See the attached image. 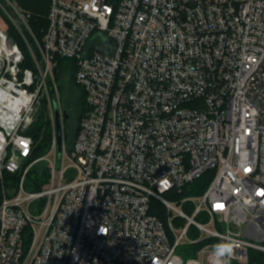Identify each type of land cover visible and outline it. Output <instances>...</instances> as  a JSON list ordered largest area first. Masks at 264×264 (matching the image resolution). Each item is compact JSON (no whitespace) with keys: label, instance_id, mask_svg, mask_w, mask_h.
Instances as JSON below:
<instances>
[{"label":"built area","instance_id":"2783aa9c","mask_svg":"<svg viewBox=\"0 0 264 264\" xmlns=\"http://www.w3.org/2000/svg\"><path fill=\"white\" fill-rule=\"evenodd\" d=\"M0 7L26 46L0 28V264H211L229 237L230 264H259L264 0H50L42 39L13 0ZM98 34L110 50L82 59ZM60 58L76 61L87 106L71 147ZM45 99L53 141L34 157ZM211 169L204 193L182 201L192 215L165 198Z\"/></svg>","mask_w":264,"mask_h":264},{"label":"trees","instance_id":"16d2710c","mask_svg":"<svg viewBox=\"0 0 264 264\" xmlns=\"http://www.w3.org/2000/svg\"><path fill=\"white\" fill-rule=\"evenodd\" d=\"M16 1H18L20 5L24 6L26 9L30 10L33 13V15L31 14V26L37 33H40L41 30H43L44 27H46L48 24L50 0ZM0 19H4V21L10 22L1 7ZM10 31V36L16 39L17 35L15 27H12ZM23 48L25 49V47ZM27 61L28 59H26V62ZM26 62L24 64L25 66H32V64H30L29 62H27V64ZM75 71V60L64 58L58 59V65L55 69V74L56 79H61L63 83V85H59L61 103L63 109L69 115L68 119L65 122L66 141L68 147L72 146L78 131L80 119L87 110L85 93L84 90L75 81ZM66 82L69 83L70 89L65 88ZM29 134L33 137L35 143L34 157H39L46 154L53 141L52 122L48 118L44 117V114L41 113L39 119L35 121L30 128ZM204 176L196 179L193 183L186 186L182 193H192L194 195H200L204 193L209 184L208 181L203 180ZM154 212L160 215V217L164 218V216L160 212H157L156 210ZM258 262L259 264H264V256H261L258 259Z\"/></svg>","mask_w":264,"mask_h":264},{"label":"rangeland","instance_id":"374dc122","mask_svg":"<svg viewBox=\"0 0 264 264\" xmlns=\"http://www.w3.org/2000/svg\"><path fill=\"white\" fill-rule=\"evenodd\" d=\"M13 1H14V3H16L18 5V7L20 9H22V10H24V11H26V12H28V13H30V14L33 15V13L30 10H28L24 6L20 5L18 1H16V0H13ZM17 22H19V21L17 20ZM30 25H31V23H30ZM12 27H15V26L11 22H7V21H4V19H0V28H2L3 30H5V31H7L8 33L11 34L10 29ZM31 28H32V26H31ZM45 28L46 27H44V29ZM44 29L41 30L40 33H37L33 28H32V31H33V34L38 39H42V36H43V33H44ZM15 31H16V29H15ZM16 35H17V37H16L17 41L22 45V47H24L25 45L22 44V39L20 38V36L17 33V31H16ZM27 36L30 39V36L29 35H27ZM25 48H26V46H25ZM27 59H28L27 62H29L30 64H32L29 56H28ZM57 83H58V86L59 85H63L61 79H57ZM65 88L66 89H70L69 83L66 82ZM61 106H62V103H61ZM62 108H63V106H62ZM41 113L44 114V117L48 118L52 123L56 120V117H55V107L54 106H51L50 103H49V101L47 99H45L44 101H42L40 103V105H38L37 111L35 113V121H37L39 119V116H40ZM65 113H67V112L64 110V114ZM215 173H216V170L215 169H211L203 177V180L208 181V183H209L212 180V178L214 177ZM195 196L196 195H194L192 193H182V194H179V195H174L173 193H169V194H166L165 195V198L168 199V200H170V201H173L174 203H176V205L178 207H182L185 210V212H187L189 215H192L193 214V211H194L193 210V207H192L193 206L192 202L182 203V201L184 199L188 198V197H195ZM153 206H154V209L157 212H160L164 216V218L167 220L169 214H168L167 209L161 204V202H159L158 200L155 199V200H153ZM174 215H175V213L172 214L173 217H174ZM204 219H206L204 217V215H200L199 218H198V220H200V221H202ZM185 223H186L185 221H181L179 219H176L174 221V224L178 228H182L185 225ZM189 237L191 239H196L198 237V232L196 231V229L192 228L190 230ZM193 248H194V246H193ZM192 251H193L192 248H184L183 251H180L179 250L178 251V254L181 255L184 258H189L192 255ZM256 256H257L256 252L255 251H251V257L255 258Z\"/></svg>","mask_w":264,"mask_h":264},{"label":"clouds","instance_id":"9594fccd","mask_svg":"<svg viewBox=\"0 0 264 264\" xmlns=\"http://www.w3.org/2000/svg\"><path fill=\"white\" fill-rule=\"evenodd\" d=\"M239 241L229 237L212 247L211 264H230V260L238 247ZM195 264V262H190Z\"/></svg>","mask_w":264,"mask_h":264},{"label":"water","instance_id":"95a60500","mask_svg":"<svg viewBox=\"0 0 264 264\" xmlns=\"http://www.w3.org/2000/svg\"><path fill=\"white\" fill-rule=\"evenodd\" d=\"M90 50H99V51H109L110 50V43L108 40H103L102 35L98 34L96 35L92 40H90L88 47L86 49L85 54H83L82 59H85L88 57ZM69 115L65 113V119L67 120ZM57 132L58 137H60V121L59 116L57 114Z\"/></svg>","mask_w":264,"mask_h":264}]
</instances>
